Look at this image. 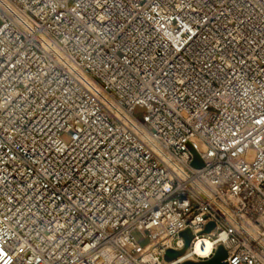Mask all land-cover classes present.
Segmentation results:
<instances>
[{
	"label": "built area",
	"instance_id": "built-area-1",
	"mask_svg": "<svg viewBox=\"0 0 264 264\" xmlns=\"http://www.w3.org/2000/svg\"><path fill=\"white\" fill-rule=\"evenodd\" d=\"M220 245L264 264V0H0V264Z\"/></svg>",
	"mask_w": 264,
	"mask_h": 264
},
{
	"label": "water",
	"instance_id": "water-1",
	"mask_svg": "<svg viewBox=\"0 0 264 264\" xmlns=\"http://www.w3.org/2000/svg\"><path fill=\"white\" fill-rule=\"evenodd\" d=\"M144 110L140 107H138L136 109V111H141ZM194 153V161H193V165L195 166H201L202 165V160L200 159L199 155L197 154V152L195 150H193ZM214 227L213 223H210L207 228L206 231H210L212 228ZM185 240H186V246H189L191 240L193 239V235L191 233L190 230H186L184 232H182L181 234ZM184 252V250L182 251H174V250H168L166 253V260H172L177 258L179 255H181ZM227 258V250L225 249V247L223 245H220L215 253V255L211 258V259H207V260H202L199 262H193V261H186L182 264H228V262L226 261Z\"/></svg>",
	"mask_w": 264,
	"mask_h": 264
},
{
	"label": "bare ground",
	"instance_id": "bare-ground-1",
	"mask_svg": "<svg viewBox=\"0 0 264 264\" xmlns=\"http://www.w3.org/2000/svg\"><path fill=\"white\" fill-rule=\"evenodd\" d=\"M202 242H205L206 243V251H209L210 249H211V243H210V241L207 239V238H201L200 240H199V242H198V245H197V250L199 251V245H200V243H202Z\"/></svg>",
	"mask_w": 264,
	"mask_h": 264
},
{
	"label": "rangeland",
	"instance_id": "rangeland-1",
	"mask_svg": "<svg viewBox=\"0 0 264 264\" xmlns=\"http://www.w3.org/2000/svg\"><path fill=\"white\" fill-rule=\"evenodd\" d=\"M132 235L137 239L140 240L143 237L142 232L139 229H135L132 232Z\"/></svg>",
	"mask_w": 264,
	"mask_h": 264
}]
</instances>
